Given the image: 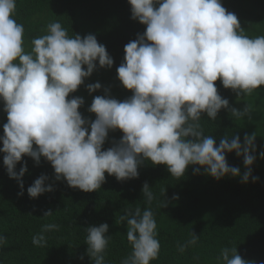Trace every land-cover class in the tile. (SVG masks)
<instances>
[{"label": "clouds", "instance_id": "9594fccd", "mask_svg": "<svg viewBox=\"0 0 264 264\" xmlns=\"http://www.w3.org/2000/svg\"><path fill=\"white\" fill-rule=\"evenodd\" d=\"M131 17L146 26L143 34L125 45L124 62L117 68L118 79L133 95L119 101L108 90L95 96L85 119L80 109L85 101L72 96L97 68H112L113 58L95 35L70 37L59 22H50L46 34L31 40L25 49V27L14 18L17 0H0V101L7 114L0 136L3 163L8 176L16 180L23 195L24 157L39 166L41 159L54 169L57 181L66 180L73 189L96 192L106 181L105 173L118 181L138 178V169L150 161L166 165L171 176H185L189 167L217 180L227 176L243 183L258 180L252 175L256 161V133L216 138L206 136L201 118L216 120L222 109L236 119L251 118V109L230 107L216 87L238 96L251 95L264 87V35L251 37L241 28L234 13L221 0H128ZM158 5V7H157ZM86 66V70H85ZM99 82L88 84L92 94L101 90ZM72 97L69 99V97ZM123 133L119 141L104 150L109 133ZM243 157L245 171L230 166L226 153ZM264 159V151L260 152ZM49 177L41 175L28 187L37 199L54 189ZM143 197L153 200L145 183ZM178 198V197H177ZM166 201L163 207H166ZM51 210L44 217L52 216ZM121 219L127 221L131 254L122 264H151L158 258L160 242L151 209L136 207ZM57 228L44 226V231ZM87 256L92 264H105L109 225L89 226ZM194 233L189 244L195 245ZM5 238L0 236V244ZM33 243H46L43 235ZM187 245L179 250L183 252ZM83 259V257H81ZM218 264H249L237 248L225 247Z\"/></svg>", "mask_w": 264, "mask_h": 264}, {"label": "trees", "instance_id": "16d2710c", "mask_svg": "<svg viewBox=\"0 0 264 264\" xmlns=\"http://www.w3.org/2000/svg\"><path fill=\"white\" fill-rule=\"evenodd\" d=\"M221 2L237 16L247 35H264V0ZM14 18L25 27L27 51L31 50L33 38L46 34L50 22L61 23L70 37L95 35L98 43L106 47L114 60L113 67L101 68L97 62L93 75L72 94L84 99L80 112L85 119L95 120V114L88 108L95 96L106 94L105 90L119 101L133 95L118 79L117 68L124 62L125 45L143 34L146 26L132 19L128 0H17ZM96 82L102 88L90 94L87 85ZM216 87L221 97L229 100L230 107L243 110L249 106L251 118L236 119L222 109L216 120L206 114L201 118L203 131L206 136L215 137L217 145L222 137L235 135L243 144L245 134L256 133V161L252 166L256 182L250 179L243 183L232 176L217 180L206 175L203 168L197 173L191 166L185 176L176 178L166 165L145 161L138 169V178L118 181L105 173L101 189L86 193L71 188L66 180L57 181L48 161L42 158L37 166L26 156L16 167L19 172L26 163L28 169L20 195L19 183L8 176L4 154L0 152V236L5 238L0 244V264H92L86 254V229L102 223L109 225L111 236L104 253L105 264H122L131 254L132 245L127 240V221L121 218L136 207L142 211L151 209L157 223L161 247L158 258L151 264H218L225 247L237 248L249 264H264V159L260 157L264 151V87L240 96L225 89L220 81ZM3 107L0 101V136L4 135L3 125L7 123ZM122 135L119 130L110 132L104 150ZM226 159L241 174L246 170L243 157L234 152L226 153ZM41 175L49 177L48 184L54 190L32 199L27 189ZM145 183L153 192L151 203L143 197ZM49 210L53 215L44 217ZM48 224L57 228L44 231ZM193 233L199 237L195 245L188 243ZM38 235H43L46 243L34 244L33 238ZM182 245H187L183 252L179 250Z\"/></svg>", "mask_w": 264, "mask_h": 264}]
</instances>
